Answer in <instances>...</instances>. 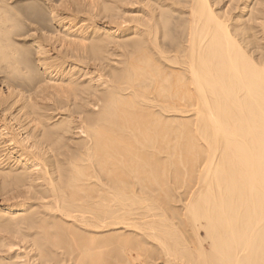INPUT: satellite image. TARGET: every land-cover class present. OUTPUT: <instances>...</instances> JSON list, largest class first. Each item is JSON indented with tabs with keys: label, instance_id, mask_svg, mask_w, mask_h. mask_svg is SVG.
Listing matches in <instances>:
<instances>
[{
	"label": "bare ground",
	"instance_id": "obj_1",
	"mask_svg": "<svg viewBox=\"0 0 264 264\" xmlns=\"http://www.w3.org/2000/svg\"><path fill=\"white\" fill-rule=\"evenodd\" d=\"M159 258L264 264V0H0V264Z\"/></svg>",
	"mask_w": 264,
	"mask_h": 264
},
{
	"label": "rangeland",
	"instance_id": "obj_2",
	"mask_svg": "<svg viewBox=\"0 0 264 264\" xmlns=\"http://www.w3.org/2000/svg\"><path fill=\"white\" fill-rule=\"evenodd\" d=\"M194 188V187H193ZM194 189H191V192L193 191ZM191 195V193H188V195L187 196H181V197H184V199H183V201H182V198L180 199V201H176L175 203H176V205L175 206H177V207H179L178 209H177V207H174V205H173V210L174 211H176V210H178L177 212H179L180 213V215L181 214H183V217H182V215H181V217H182V219H180L181 217H180V215L179 214H174V216H173V214L172 213H170V212H168V214H166L168 217H169V220H170V218H172L170 221L172 222V223H178V221L180 222V224L178 223H176L177 225H175V223H174V225L177 227V229L181 232V234H183V236H185V239H186V241H187V243L189 244V246L192 248V249H194L195 248V246H197L196 245V242H200V246H201V248H203L205 251H209L211 248H210V242H209V240H208V238H207V236H205L206 235V233H205V230L202 228V227H199V226H192L191 224H190V222H188V220H186L185 218H184V212H185V210L184 209H182L181 207H182V205H184L185 203L184 202H186V199L188 200V198H190V195ZM188 197V198H187ZM183 204H182V203ZM174 203V202H173ZM174 203V204H175ZM181 206V207H180ZM181 209H182V211H181ZM182 212V213H181ZM169 214H171V215H169ZM176 215H178V216H176ZM176 217H178L179 218V220H177V218ZM175 220H174V219ZM173 220V221H172ZM182 220H186L185 222L184 221H182ZM182 221V222H181ZM181 223H183V224H181ZM186 225H188V226H190V229H189V227L188 226H185V224ZM187 223H189V224H187ZM184 227V228H183ZM185 227H186V229H185ZM194 227V228H193ZM187 228L189 229V230H187ZM198 228V229H197ZM181 229V230H180ZM184 229V230H183ZM194 229H195V231H194ZM183 230V231H182ZM184 232V233H183ZM190 232V233H189ZM198 232V233H197ZM189 235V236H188ZM196 235H198V236H196ZM193 236V237H192ZM195 240H194V239ZM202 238V239H201ZM200 239V240H199ZM194 240V241H193ZM202 242V243H201ZM150 244H151V242H146V244H145V246L146 247H149L150 246ZM144 246V247H145ZM145 247V248H146ZM155 264H179L178 263V260H176V259H174V258H170L168 261H165V259H163V258H159L157 261H156V263Z\"/></svg>",
	"mask_w": 264,
	"mask_h": 264
}]
</instances>
